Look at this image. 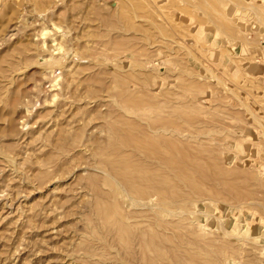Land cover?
Segmentation results:
<instances>
[{
    "label": "rangeland",
    "instance_id": "374dc122",
    "mask_svg": "<svg viewBox=\"0 0 264 264\" xmlns=\"http://www.w3.org/2000/svg\"><path fill=\"white\" fill-rule=\"evenodd\" d=\"M0 264H264V0H0Z\"/></svg>",
    "mask_w": 264,
    "mask_h": 264
},
{
    "label": "bare ground",
    "instance_id": "6f19581e",
    "mask_svg": "<svg viewBox=\"0 0 264 264\" xmlns=\"http://www.w3.org/2000/svg\"><path fill=\"white\" fill-rule=\"evenodd\" d=\"M149 202H152V200H150ZM145 205V204H144ZM146 206V205H145ZM159 206V205H158Z\"/></svg>",
    "mask_w": 264,
    "mask_h": 264
}]
</instances>
